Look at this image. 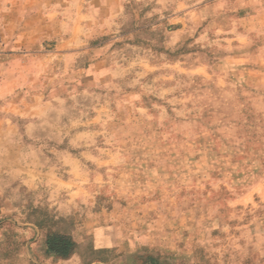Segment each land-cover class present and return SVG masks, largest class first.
Listing matches in <instances>:
<instances>
[{
    "label": "rangeland",
    "instance_id": "1",
    "mask_svg": "<svg viewBox=\"0 0 264 264\" xmlns=\"http://www.w3.org/2000/svg\"><path fill=\"white\" fill-rule=\"evenodd\" d=\"M12 1L0 264L114 262L93 231L128 207L178 226L172 264H264V0Z\"/></svg>",
    "mask_w": 264,
    "mask_h": 264
},
{
    "label": "crops",
    "instance_id": "2",
    "mask_svg": "<svg viewBox=\"0 0 264 264\" xmlns=\"http://www.w3.org/2000/svg\"><path fill=\"white\" fill-rule=\"evenodd\" d=\"M12 0H0V34L9 32L6 24L12 21V10L9 6ZM7 50V49H5ZM5 51H0V56ZM7 87L0 86V94ZM153 210V209H152ZM158 210V209H156ZM124 216L133 215L130 220L116 221L93 231L96 241L102 246L117 249L114 262H94L93 264H172L166 253L180 254L188 243L180 238L177 233L178 226H173V221L168 219V214L156 211L151 214V221L143 222L146 212L132 211L130 207L123 209ZM137 215V216H136ZM129 252L131 255H120ZM144 256H146L144 258ZM151 258V259H150ZM123 262V263H122Z\"/></svg>",
    "mask_w": 264,
    "mask_h": 264
},
{
    "label": "trees",
    "instance_id": "3",
    "mask_svg": "<svg viewBox=\"0 0 264 264\" xmlns=\"http://www.w3.org/2000/svg\"><path fill=\"white\" fill-rule=\"evenodd\" d=\"M73 246L74 245L72 244L70 239L62 237H56L54 239H50L47 242L48 253L60 259H66L72 252L74 248Z\"/></svg>",
    "mask_w": 264,
    "mask_h": 264
}]
</instances>
